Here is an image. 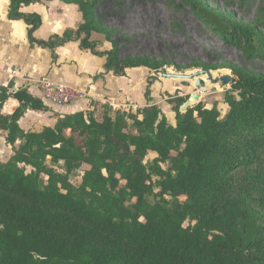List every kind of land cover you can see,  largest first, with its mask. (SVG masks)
I'll return each mask as SVG.
<instances>
[{"label":"trees","instance_id":"obj_1","mask_svg":"<svg viewBox=\"0 0 264 264\" xmlns=\"http://www.w3.org/2000/svg\"><path fill=\"white\" fill-rule=\"evenodd\" d=\"M43 1L54 0H11L10 18L23 20L30 42L54 60L57 48L77 42L106 58V71L116 77L167 66L120 58V39L98 12L102 0H60L77 6L83 22L37 40L42 18L21 8ZM182 2L222 40L264 60V35L198 0ZM94 34L112 48L100 51ZM228 68L234 78L227 115L221 119L217 106L202 104L182 114L188 97H176L169 101L175 126L158 106L128 113L106 105L97 117L79 112L26 133L19 125L26 112L50 109L27 90L0 88V135L13 152L0 163V264H264V76ZM151 87L148 80L149 103ZM9 97L20 105L4 116ZM78 171L76 187L70 178Z\"/></svg>","mask_w":264,"mask_h":264},{"label":"crops","instance_id":"obj_2","mask_svg":"<svg viewBox=\"0 0 264 264\" xmlns=\"http://www.w3.org/2000/svg\"><path fill=\"white\" fill-rule=\"evenodd\" d=\"M10 5L11 0H0V88L8 89L9 94L27 90L41 99L50 109L48 112L28 110L19 122L21 129L26 133H40L44 128H53L59 117L79 112L95 111L97 117L106 105L113 112H136L149 105L158 106L160 110L165 111L164 108L167 109L169 103L166 102V98L163 99V96L185 90L176 83L177 81L159 78L155 72L147 68L129 69L124 77H116L113 72L106 71V58L96 57L89 51L80 50L77 42H69L57 48L55 51L57 59L54 60L49 49L30 42L29 26L23 20L10 18ZM64 9L73 12L72 20L67 21L66 26H64ZM21 12L36 13L41 16L42 26L34 34L39 41H47L55 35L62 36L66 30L77 29L83 22L77 6L65 4L60 0L23 6ZM61 25L64 27L60 28ZM96 36L100 34L93 35V39L100 42V51H108L112 48V45L105 41L106 39ZM71 48L77 50V57L70 53ZM120 58L124 59L121 54ZM136 71L143 72L139 83L130 77L131 73ZM42 79L75 86L87 92L88 97L72 105L51 104L43 99L39 86L35 84ZM148 80L152 85L151 103L145 98ZM19 105L16 99L9 97L1 108L2 115H12ZM5 136V132L0 135V142L10 149L12 147L7 144ZM11 151L9 150L10 154H13ZM9 159L10 156L2 163Z\"/></svg>","mask_w":264,"mask_h":264},{"label":"rangeland","instance_id":"obj_3","mask_svg":"<svg viewBox=\"0 0 264 264\" xmlns=\"http://www.w3.org/2000/svg\"><path fill=\"white\" fill-rule=\"evenodd\" d=\"M210 9L224 14L230 21L241 24L264 35V0H198ZM98 12L104 15L105 25L115 31V39H120V54L122 58L146 57L155 59L167 66L168 73L193 74L207 71L200 66L212 65L218 72L219 78L229 76L234 78L233 72L228 67H236L264 76V60L253 56L247 57L242 48L222 40L198 20L193 10L182 0H102ZM67 21L72 20L73 12L63 10ZM64 26H60L63 28ZM68 28V27H67ZM96 35V34H95ZM105 39L104 36H96ZM106 41V40H105ZM245 45L243 40V46ZM111 47V46H110ZM100 49V48H99ZM70 53L77 57L75 48ZM179 71L176 67L187 68ZM159 78L160 73H155ZM130 77L139 83L143 72H132ZM129 77V78H130ZM206 87L196 89L195 80L176 83L185 90H178L172 95L163 96L166 102L176 97H188L198 93L202 95L200 104L208 109L217 106L221 119L229 112L225 103V95L232 91L231 84L224 85L208 80ZM182 94V95H181ZM161 111L165 112L170 124L176 125L174 105ZM1 139V137H0ZM0 142V163L12 156L9 150ZM12 152V151H11ZM10 154V155H9ZM31 171L30 168L27 169ZM83 173L78 171L70 178V182L79 187L82 184ZM184 200V199H183ZM150 201H153L152 199ZM258 196L254 197V207L258 209Z\"/></svg>","mask_w":264,"mask_h":264},{"label":"built area","instance_id":"obj_4","mask_svg":"<svg viewBox=\"0 0 264 264\" xmlns=\"http://www.w3.org/2000/svg\"><path fill=\"white\" fill-rule=\"evenodd\" d=\"M43 94V99L55 105H72L87 99L84 90L65 83H57L48 79L36 81Z\"/></svg>","mask_w":264,"mask_h":264},{"label":"water","instance_id":"obj_5","mask_svg":"<svg viewBox=\"0 0 264 264\" xmlns=\"http://www.w3.org/2000/svg\"><path fill=\"white\" fill-rule=\"evenodd\" d=\"M204 76H207L208 80L211 82L215 81V78H219L218 72H211L207 71H199L193 74H174L168 73L166 69L161 71V77L167 80H173L174 82L181 80V81H193L195 80V87L196 89H202L206 87V81L204 80ZM217 82H222L224 85H230L232 82L231 77L224 76L220 77ZM202 98L201 94L195 93L190 95V98L186 101V103L180 108V112L182 114L186 113L189 108H193L196 105L200 104V100Z\"/></svg>","mask_w":264,"mask_h":264}]
</instances>
